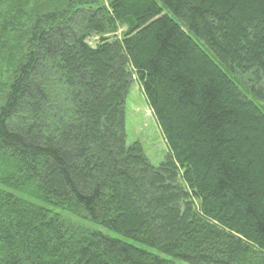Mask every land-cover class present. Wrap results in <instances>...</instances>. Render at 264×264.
<instances>
[{"label": "trees", "instance_id": "1", "mask_svg": "<svg viewBox=\"0 0 264 264\" xmlns=\"http://www.w3.org/2000/svg\"><path fill=\"white\" fill-rule=\"evenodd\" d=\"M28 2L0 0V264H264V0Z\"/></svg>", "mask_w": 264, "mask_h": 264}, {"label": "rangeland", "instance_id": "2", "mask_svg": "<svg viewBox=\"0 0 264 264\" xmlns=\"http://www.w3.org/2000/svg\"><path fill=\"white\" fill-rule=\"evenodd\" d=\"M52 1L53 0H29L27 5L30 3L28 5L30 8L40 5L45 6L47 9L49 7L51 8V5H61V1L63 0H55V3H52ZM122 29L124 28L122 27L119 29V34ZM231 77H234L244 93L249 94L244 87V81H242L239 76L231 74ZM126 131L130 142L138 140L142 143L147 157L153 164L157 165L161 163L170 152L162 129L138 81H134L126 98ZM111 233L113 235L116 234L113 231Z\"/></svg>", "mask_w": 264, "mask_h": 264}]
</instances>
